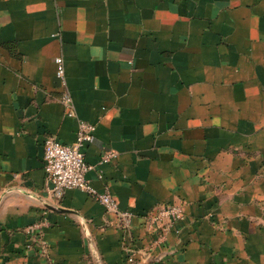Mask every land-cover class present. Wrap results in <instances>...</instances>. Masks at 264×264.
<instances>
[{
    "label": "crops",
    "instance_id": "0c3cea01",
    "mask_svg": "<svg viewBox=\"0 0 264 264\" xmlns=\"http://www.w3.org/2000/svg\"><path fill=\"white\" fill-rule=\"evenodd\" d=\"M80 120L128 227L46 182L44 139ZM0 264H264V0H0Z\"/></svg>",
    "mask_w": 264,
    "mask_h": 264
},
{
    "label": "built area",
    "instance_id": "2783aa9c",
    "mask_svg": "<svg viewBox=\"0 0 264 264\" xmlns=\"http://www.w3.org/2000/svg\"><path fill=\"white\" fill-rule=\"evenodd\" d=\"M58 78H63V60L55 57ZM61 102L68 108V115H72V100L68 92H63ZM94 125L90 122L78 121L75 138L71 143H63L55 136L49 135L43 141V170L46 182L51 185L54 196L60 198L69 188L85 190L99 201L106 210L117 214L119 222L124 227L130 224L131 213L118 207L115 198L107 190L97 191L92 188L85 177L86 172L92 167L85 159V145L91 140ZM112 152L105 150L100 156L101 162H108ZM16 176V174H14ZM183 205L175 203L160 204L151 215L146 218V225L155 232L151 244L162 242L166 233L174 223L183 216Z\"/></svg>",
    "mask_w": 264,
    "mask_h": 264
}]
</instances>
